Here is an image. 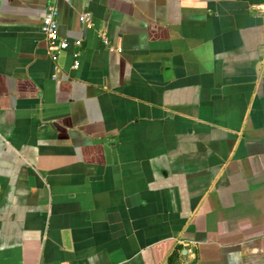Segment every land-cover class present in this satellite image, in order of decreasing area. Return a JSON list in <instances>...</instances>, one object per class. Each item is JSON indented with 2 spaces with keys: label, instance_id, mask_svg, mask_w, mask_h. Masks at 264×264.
<instances>
[{
  "label": "crops",
  "instance_id": "crops-1",
  "mask_svg": "<svg viewBox=\"0 0 264 264\" xmlns=\"http://www.w3.org/2000/svg\"><path fill=\"white\" fill-rule=\"evenodd\" d=\"M47 4L0 0V264H264V0H58L54 54Z\"/></svg>",
  "mask_w": 264,
  "mask_h": 264
},
{
  "label": "built area",
  "instance_id": "built-area-1",
  "mask_svg": "<svg viewBox=\"0 0 264 264\" xmlns=\"http://www.w3.org/2000/svg\"><path fill=\"white\" fill-rule=\"evenodd\" d=\"M56 1L58 0H48V4L45 8V12L41 19V24H40V30L46 39L48 50L52 54L58 51H65L68 48L66 42L58 39ZM61 1L69 2L70 0H61ZM79 21L83 24L91 25V18L86 13H82L79 16ZM103 42L105 45H108L106 38H103ZM78 44L79 43L77 42L76 45ZM73 58H74L73 68L78 69L79 68L78 54L77 53L73 54Z\"/></svg>",
  "mask_w": 264,
  "mask_h": 264
}]
</instances>
